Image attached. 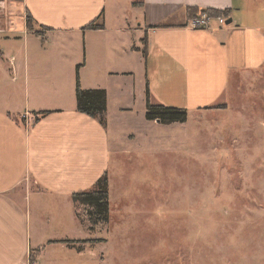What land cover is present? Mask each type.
I'll list each match as a JSON object with an SVG mask.
<instances>
[{
  "label": "crops",
  "instance_id": "crops-1",
  "mask_svg": "<svg viewBox=\"0 0 264 264\" xmlns=\"http://www.w3.org/2000/svg\"><path fill=\"white\" fill-rule=\"evenodd\" d=\"M189 7L232 21L194 29ZM77 66L82 89L106 93L104 125L76 109ZM244 76L264 82V0H0V264H94L103 239L73 193L105 175L109 210L125 201L116 180L159 144L174 151L187 122L146 119V89L152 104L214 113Z\"/></svg>",
  "mask_w": 264,
  "mask_h": 264
},
{
  "label": "rangeland",
  "instance_id": "rangeland-1",
  "mask_svg": "<svg viewBox=\"0 0 264 264\" xmlns=\"http://www.w3.org/2000/svg\"><path fill=\"white\" fill-rule=\"evenodd\" d=\"M263 83L234 79L219 112L187 111L174 151L159 144L116 180L125 201L96 224L94 264H264Z\"/></svg>",
  "mask_w": 264,
  "mask_h": 264
},
{
  "label": "trees",
  "instance_id": "trees-1",
  "mask_svg": "<svg viewBox=\"0 0 264 264\" xmlns=\"http://www.w3.org/2000/svg\"><path fill=\"white\" fill-rule=\"evenodd\" d=\"M188 16L190 18L207 14L213 18L223 17L226 20L230 18L231 10L229 8H197L189 7L187 9ZM33 20L32 17L26 15V25L28 29H32ZM103 25H98L95 22H90L84 29H97ZM146 54V48L143 50ZM78 69H76V109L78 112L84 113L92 118H98L100 124H105L104 113L106 112V93L104 90L93 89L84 90L79 83ZM222 108L223 106H215ZM49 112H42V115H47ZM146 119L155 120L162 124H170L174 122H184L187 119V110L183 108H177L172 106H166L162 104H152L150 101L149 89H146ZM108 184L107 178L103 175L98 179L96 187L91 191H79L73 193L72 199L74 202H78L88 206V216L92 224L105 223L108 221L109 215V201H108ZM35 261V256H29V263L32 264Z\"/></svg>",
  "mask_w": 264,
  "mask_h": 264
},
{
  "label": "built area",
  "instance_id": "built-area-1",
  "mask_svg": "<svg viewBox=\"0 0 264 264\" xmlns=\"http://www.w3.org/2000/svg\"><path fill=\"white\" fill-rule=\"evenodd\" d=\"M215 21L219 25H224L226 19L223 17L213 18L207 14H202L197 17H193L189 20V26L194 29H210L212 27V22Z\"/></svg>",
  "mask_w": 264,
  "mask_h": 264
},
{
  "label": "water",
  "instance_id": "water-1",
  "mask_svg": "<svg viewBox=\"0 0 264 264\" xmlns=\"http://www.w3.org/2000/svg\"><path fill=\"white\" fill-rule=\"evenodd\" d=\"M231 18H228L226 21H225V24H230L231 23Z\"/></svg>",
  "mask_w": 264,
  "mask_h": 264
}]
</instances>
